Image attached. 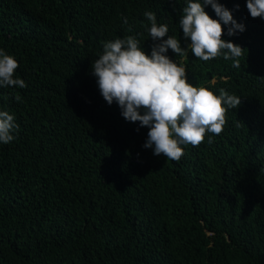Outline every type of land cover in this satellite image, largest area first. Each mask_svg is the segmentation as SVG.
Segmentation results:
<instances>
[{"label": "trees", "instance_id": "trees-1", "mask_svg": "<svg viewBox=\"0 0 264 264\" xmlns=\"http://www.w3.org/2000/svg\"><path fill=\"white\" fill-rule=\"evenodd\" d=\"M0 264H264V0H0Z\"/></svg>", "mask_w": 264, "mask_h": 264}, {"label": "rangeland", "instance_id": "rangeland-1", "mask_svg": "<svg viewBox=\"0 0 264 264\" xmlns=\"http://www.w3.org/2000/svg\"><path fill=\"white\" fill-rule=\"evenodd\" d=\"M193 33L195 34L196 31L194 30ZM165 85H166L170 90H173V87H174V80L171 79V78H168V79L165 81Z\"/></svg>", "mask_w": 264, "mask_h": 264}, {"label": "clouds", "instance_id": "clouds-1", "mask_svg": "<svg viewBox=\"0 0 264 264\" xmlns=\"http://www.w3.org/2000/svg\"><path fill=\"white\" fill-rule=\"evenodd\" d=\"M195 31H196V33H195L194 35H196V37H197V35H198V30H197V29H195ZM172 104H176V102H175V101H173V102H172Z\"/></svg>", "mask_w": 264, "mask_h": 264}]
</instances>
